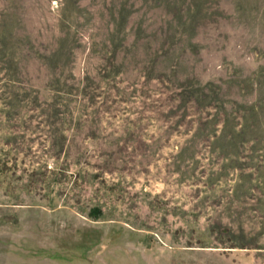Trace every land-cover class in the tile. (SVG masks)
Wrapping results in <instances>:
<instances>
[{"label": "rangeland", "instance_id": "374dc122", "mask_svg": "<svg viewBox=\"0 0 264 264\" xmlns=\"http://www.w3.org/2000/svg\"><path fill=\"white\" fill-rule=\"evenodd\" d=\"M0 264H264V0H0Z\"/></svg>", "mask_w": 264, "mask_h": 264}]
</instances>
